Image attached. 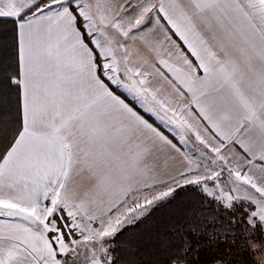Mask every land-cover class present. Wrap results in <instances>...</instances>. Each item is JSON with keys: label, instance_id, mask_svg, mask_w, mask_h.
Wrapping results in <instances>:
<instances>
[{"label": "snow or ice", "instance_id": "snow-or-ice-1", "mask_svg": "<svg viewBox=\"0 0 264 264\" xmlns=\"http://www.w3.org/2000/svg\"><path fill=\"white\" fill-rule=\"evenodd\" d=\"M0 264H264V0H0Z\"/></svg>", "mask_w": 264, "mask_h": 264}]
</instances>
